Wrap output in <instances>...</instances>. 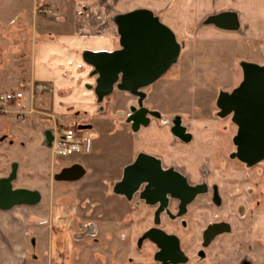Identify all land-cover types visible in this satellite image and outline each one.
Instances as JSON below:
<instances>
[{
	"label": "rangeland",
	"instance_id": "obj_1",
	"mask_svg": "<svg viewBox=\"0 0 264 264\" xmlns=\"http://www.w3.org/2000/svg\"><path fill=\"white\" fill-rule=\"evenodd\" d=\"M72 1L75 0H0V92L22 91L26 97L21 102L22 106L16 107L26 110L22 118L14 114L0 113V175H8L12 163L16 161L19 169L18 177L13 181L15 188L32 185L29 184V177L40 176L48 178L47 185L50 189L58 185L54 186V183H57L55 176L62 171V162L55 160L47 166L38 162L30 163L24 154L25 149H28L24 147V143L29 139L26 135L27 125H39L45 118L50 117L46 113L52 110L50 88L42 93L36 91L34 99H30L31 88L36 83L32 84L30 67L33 66L38 46L44 41L56 38L57 32L63 30L61 26L68 23L65 18H72L75 13L89 15L91 11L87 7L91 5L81 4L78 8L76 2ZM203 1L171 0L168 4L167 0H111L109 13L117 46H120L117 19L120 15L131 12L130 10L154 5L161 20L171 24L181 44L179 61L159 81L152 84L153 86L143 89L148 94V98L143 100V106L151 109L148 116L157 119L159 123L173 122L179 117L191 130H197L199 135L208 134L202 140L197 135L193 136L192 142L189 143L191 148L185 151L189 154L186 157L188 160L190 153L195 154L197 151L202 162L198 174L189 173V182L192 185L207 183L211 192L215 186L219 198L216 194L214 199L205 193L200 194L188 205L187 213L182 216L177 213L178 201L171 198L169 207L161 215L159 227L179 237L183 250L191 258L190 263L195 264L199 262V251L203 249L205 229L211 223L228 222L232 231L222 234L224 242L222 239L221 242L218 241L219 245L210 247L208 253L212 255L214 252L211 259L215 261L213 264H216L218 259L215 248L232 253V257H238L237 262L241 264L243 258L250 257L247 255V249L251 248L248 242L251 236V215L257 211L264 213V161L249 167L232 158L236 152L233 139L237 134V126L232 121V115H219L217 99L221 91L231 92L241 83L243 71L240 63L249 62L248 57L264 63V52L254 50L251 45L244 46L242 50V46L237 47L239 42L232 38L231 32L221 31L212 23L207 24V17L219 13L223 8L213 3L199 4ZM205 6L207 10L202 9ZM230 6L228 4L225 7ZM94 7L103 8V5L97 3ZM242 31L241 33H244V29ZM199 36L206 40L202 41ZM111 95L101 101L110 98L115 119L103 118L101 121L97 120L94 126L99 129L97 133L102 135V140L108 143L102 157L108 161L105 166L110 167L111 176H115L122 170L124 174L128 166L124 165L129 162L132 164L138 157H134V148L138 145L139 133L130 126L129 121L122 119L132 112V107L128 106L131 101L134 106H139V98L118 88H115ZM119 118L121 120L117 121ZM91 120L80 114H71L61 119L57 126L79 130L80 127L89 126ZM77 133L82 136L84 132ZM180 146L187 148L185 145ZM78 153L73 152L64 158L71 160L75 156L79 157ZM193 158L194 156L191 157ZM191 167L192 165H189L187 168L190 172ZM31 168L35 171L30 175ZM194 171H197L196 168ZM37 180L35 179V182ZM114 183L115 179H112L111 183L106 181L110 197H115L112 192ZM77 187L75 184L64 186L63 191L68 194L74 192L75 195L69 194L57 202L70 206L83 205L84 207H72L76 213L80 210V216L74 213L79 220H106L110 222L108 225L111 227L117 222V227L122 229V236L131 237L129 240L132 243L129 242L127 249L129 264L130 261L136 262L131 260V255L142 256L146 259L143 263L161 264L154 260L156 247L149 240H143L144 233L155 226L156 207L147 205L144 201L135 207L133 204L136 198L127 203L126 207H91L92 203L102 202L103 196L83 195L79 200L77 195L80 190ZM125 227H128L127 232L123 231ZM111 235H114V232ZM139 239L142 241L141 245L137 244ZM116 250V247L112 246L113 254ZM234 260L224 261V264H234Z\"/></svg>",
	"mask_w": 264,
	"mask_h": 264
},
{
	"label": "crops",
	"instance_id": "obj_2",
	"mask_svg": "<svg viewBox=\"0 0 264 264\" xmlns=\"http://www.w3.org/2000/svg\"><path fill=\"white\" fill-rule=\"evenodd\" d=\"M47 1L60 2L63 0ZM72 2H76L77 7L81 4L91 5V7L87 6L91 11L89 15L88 13L86 15L75 13L72 18H65L68 19V23L61 26L63 30L57 32L56 38L44 41L38 46L33 66L30 67L31 80L32 84L43 82L49 86L53 101L52 110L46 113L50 117L45 118L39 125L32 123L27 125L26 135L29 139H26L24 143V147L28 148L25 149L24 154L30 163L38 162L47 166L49 162L57 160L62 162L63 168L55 176L57 183H54V186L58 185L51 189L47 185L48 178L45 176L29 177V184L32 185L18 187L39 192L40 201L37 204L17 205L7 210L0 209V264H129L127 249L129 242L132 243L129 240L131 237L122 236V229L117 227V222L111 227L108 225L110 222L106 220H79L74 216L76 212L72 207H84L83 205L70 206L64 202H57L58 199L69 196V194L75 195L74 192L68 194L63 191L64 186L69 184L78 186L79 200L83 195L103 196L102 202L92 203L91 207H126L127 203L132 202L125 196L115 193L116 185L122 180L123 170L121 173L111 176L110 167L105 166L108 161L102 155L108 147V143L102 140V135L97 133L99 129L94 125L97 120L101 121L103 118L115 119L112 114L113 107L110 98L101 101L96 96L94 88L97 75L94 74V68L83 58L86 51H114L120 48L116 45L112 33L111 14L109 13L111 0H75ZM170 2L171 0H167L168 4ZM97 3H102L103 8L97 7L96 9L94 5ZM210 3L217 4L223 9L219 13L207 17V24L210 17L232 13L238 21V28L229 30L218 27V29L231 32L232 38L239 42L238 48L242 46L240 49L244 50V46L251 45L254 50L264 52V0H204L199 4ZM228 4L231 6L226 8L225 6ZM206 7L202 9L207 10ZM142 8L149 9L158 16L154 5L140 7V9ZM161 21L171 28V24ZM243 29L244 33H241ZM199 38L202 41L206 40L204 37L202 39L199 36ZM248 59H250L247 60L249 62L264 65L254 58L248 57ZM202 60L196 59V61ZM201 82L203 81L201 80ZM144 92L148 98L147 92ZM128 106L138 108L132 101ZM132 113L133 111L122 120L128 121V116ZM71 114H76V116L80 114L92 119L89 126L80 127V130L86 132L91 138V147L89 152H79V157L75 156L69 160L65 159L64 155L61 158L62 155H56L54 148L59 140L56 132L57 124L65 116ZM148 118L150 119L149 124H141L137 130L134 129L132 123L130 124L139 133L137 134L140 138L137 140L138 145H135L134 148V157L140 153L158 157L164 168L174 167L188 180L191 177L189 173L198 174L202 166L198 152L190 153L191 156L188 160L186 157L189 154H186L185 151L191 148L189 143L192 142L193 136L197 135L202 140L208 134L199 135L197 130H191L187 124L180 121L179 117L173 122L163 121V123H159L160 121L151 118V116ZM57 119L59 120L57 121ZM119 120L121 119H117V121ZM178 125L185 129L184 133L191 136L190 140H183L179 137L175 132ZM180 145H185L187 148H181ZM204 148L206 149V147ZM193 156L194 158L191 159ZM130 163H126L124 166ZM77 165L83 169V175L80 178L76 180L59 178L65 169ZM189 165H192V172L187 169ZM193 168H196L197 171H194ZM12 169L16 171V179L19 165L15 161L12 163L10 173L0 175V180L9 179L13 174ZM33 170V168L30 169V175ZM35 179H38L37 182ZM112 179H115L112 189L115 197H110L111 195L106 189V181L111 183ZM14 180H12V185ZM33 184L36 185L33 186ZM83 187L85 189L82 190ZM13 188H15L14 185ZM95 199L97 200V198ZM76 214L80 216V210H77ZM251 217V227L249 228L251 236L248 241L251 248L247 249V255L250 257L245 258L252 264H264V232H261L262 229L264 230V213L253 212ZM127 229L128 227H125L123 231L127 232ZM113 232L114 235H111ZM217 242L214 246L221 241ZM222 242H224L223 239ZM112 246L117 249L115 254L112 252ZM215 250L216 258H218L216 264H224V261L234 259L233 263L238 264V257H232V253L218 251L217 248ZM212 255L209 254L200 264L215 263L211 260L213 259ZM131 260L136 262L131 263L130 261V264H147L143 263L146 259L142 256L131 255Z\"/></svg>",
	"mask_w": 264,
	"mask_h": 264
},
{
	"label": "water",
	"instance_id": "obj_3",
	"mask_svg": "<svg viewBox=\"0 0 264 264\" xmlns=\"http://www.w3.org/2000/svg\"><path fill=\"white\" fill-rule=\"evenodd\" d=\"M209 23L223 29L238 28V21L232 13L210 17ZM120 48L114 51H86L83 58L94 68L97 75L94 92L99 100L111 95L115 88L129 92L139 98L138 108L128 121L135 130L148 125L149 109L143 106L146 98L144 88L161 79L178 61L181 44L175 32L163 23L153 11L142 8L120 15L117 19ZM243 79L231 92L221 91L217 99L219 115H232L237 126L233 141L236 158L249 167L264 161V65L243 61L240 63ZM179 124V123H178ZM175 132L183 140H190V135L178 125ZM83 175L80 166L65 169L60 179L76 180ZM14 169L9 179L0 180V209L7 210L17 205H35L40 201V194L24 188H13ZM208 191V185H192L175 168H164L158 157L145 153L128 165L122 180L116 185L115 193L131 200L138 194L146 204L158 205L155 213V226L144 234L158 247L157 261L167 264L184 263L186 257L181 249L180 239L159 227L161 214L167 209L170 199L180 202L179 216L187 211V206L197 196ZM229 231V224L216 223L205 233V244L216 235Z\"/></svg>",
	"mask_w": 264,
	"mask_h": 264
},
{
	"label": "built area",
	"instance_id": "obj_4",
	"mask_svg": "<svg viewBox=\"0 0 264 264\" xmlns=\"http://www.w3.org/2000/svg\"><path fill=\"white\" fill-rule=\"evenodd\" d=\"M49 87L43 82L35 83L30 91L31 101L34 99L35 92H45L48 91ZM25 94L22 91L7 90L0 92V113H12L15 116L22 118L26 113V110L21 107V109L16 108L17 106H22L21 102L25 100ZM77 131L69 127H57L56 132L59 137L58 143L54 148V153L56 155L68 156L73 152H89L91 147V138L87 133L79 136ZM84 132V131H81ZM82 134V133H81Z\"/></svg>",
	"mask_w": 264,
	"mask_h": 264
},
{
	"label": "flooded vegetation",
	"instance_id": "obj_5",
	"mask_svg": "<svg viewBox=\"0 0 264 264\" xmlns=\"http://www.w3.org/2000/svg\"><path fill=\"white\" fill-rule=\"evenodd\" d=\"M174 168V167H173ZM180 172V171H179ZM124 175V174H123ZM189 181V180H188ZM190 183V182H189ZM204 183V182H203ZM191 184V183H190ZM207 184V183H206ZM208 185V184H207ZM205 194H207V195H210L211 197H212V199H214V195L216 194V195H218V192H217V188L214 186L213 187V189H212V192H211V189H209V186H208V191L205 193ZM134 198H136L137 200L135 201L136 203L135 204H133V205H136L135 207H138L139 206V204L141 203V199L139 198V195L138 194H136L134 197H133V199ZM218 198H219V195H218ZM133 199H131V200H133ZM178 201V200H177ZM148 205V204H147ZM169 205H170V201H169V204H168V206L167 207H169ZM154 207H156V210H155V213H156V211H157V209H158V205H154ZM177 207H178V210H177V213H178V215H179V211H180V209H179V207H180V202L178 201V205H177ZM188 207V206H187ZM165 212V211H164ZM163 212V213H164ZM155 213H154V223H155ZM186 213H187V211H186ZM185 213V214H186ZM162 215V214H161ZM219 223H227V224H229L228 222H219ZM213 224H216V223H211V225H213ZM211 225H209L206 229H205V231H204V233H203V240H202V245H203V249H201V251H199V262L200 263H202L205 259H206V257L209 255V249H210V247H212V248H214V245H215V242L216 241H220L221 239H222V234H224V233H230L231 231H232V226H231V224H229V231H226V232H223V233H220V234H218V235H216L215 237H213L212 238V240L208 243V244H205V233H206V231H207V229L211 226ZM152 228V227H151ZM150 229V228H149ZM148 229V230H149ZM147 230V231H148ZM146 233V232H145ZM144 233V234H145ZM170 234V233H169ZM141 238V237H140ZM140 240V239H139ZM143 240H149V239H144V235H143ZM150 241V240H149ZM151 242V244L153 245V246H155L156 247V251H155V253H154V260L155 261H157L156 259H155V255H156V253L158 252V247L155 245V243H153L152 241H150ZM137 244L139 245H141L142 244V241L140 240L139 242L137 241ZM180 245H181V242H180ZM181 249H182V251L184 252V254H185V257H186V261L184 262V263H179V264H192V263H190L191 262V258L189 257V255H187V253L183 250V248H182V245H181ZM158 263H161L162 264V262H160V261H157ZM199 262L198 263H195V264H199ZM242 263L241 264H252V262L250 261V260H248V259H246V258H243L242 259V261H241ZM167 264H174V263H172V262H168ZM194 264V263H193Z\"/></svg>",
	"mask_w": 264,
	"mask_h": 264
}]
</instances>
